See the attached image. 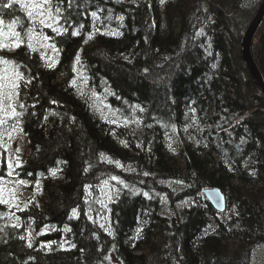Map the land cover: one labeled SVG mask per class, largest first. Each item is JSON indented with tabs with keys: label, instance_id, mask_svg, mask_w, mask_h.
Here are the masks:
<instances>
[{
	"label": "trees",
	"instance_id": "trees-1",
	"mask_svg": "<svg viewBox=\"0 0 264 264\" xmlns=\"http://www.w3.org/2000/svg\"><path fill=\"white\" fill-rule=\"evenodd\" d=\"M52 1L50 62L34 47L43 26L32 12L0 0V24L20 43L0 52L19 76L29 139L18 174L41 185L21 208L0 199V264H255L264 95L241 52L264 0ZM211 188L226 194V212Z\"/></svg>",
	"mask_w": 264,
	"mask_h": 264
},
{
	"label": "rangeland",
	"instance_id": "rangeland-1",
	"mask_svg": "<svg viewBox=\"0 0 264 264\" xmlns=\"http://www.w3.org/2000/svg\"><path fill=\"white\" fill-rule=\"evenodd\" d=\"M22 3L43 26L41 31L32 33L34 47L38 49L41 57L50 62L58 57L56 48L50 43L45 27H57L59 22L58 10L52 0H22ZM19 38L14 28H7L0 24V52L4 49L13 50L19 46ZM19 76L2 56H0V168L3 159L6 176L0 175V199L12 202L18 208L23 207L34 197L41 194V185L24 181L18 174L21 158H26L28 137L24 133V118L20 112L17 100V87ZM75 86L79 90L85 88L84 75L81 72L75 79ZM98 108L109 115V109L104 98L98 99ZM1 174V171H0ZM59 177L58 172H54ZM113 190L110 186L105 188V195L109 196ZM23 205V206H22ZM255 264H264V255L256 257Z\"/></svg>",
	"mask_w": 264,
	"mask_h": 264
},
{
	"label": "water",
	"instance_id": "water-1",
	"mask_svg": "<svg viewBox=\"0 0 264 264\" xmlns=\"http://www.w3.org/2000/svg\"><path fill=\"white\" fill-rule=\"evenodd\" d=\"M263 21H264V1H262V4L259 7L257 13H255V17L253 21L247 27L245 35L242 39L243 41H242L241 53L243 56V60L245 61V65H247V68L251 75L250 77H252L258 88L261 89L264 94V76L252 52L253 43L255 41L254 39L256 38V34L260 28L259 26H261ZM205 195L215 210H217L218 212L227 211V207H228V201H226L227 196L221 189L218 188L206 189Z\"/></svg>",
	"mask_w": 264,
	"mask_h": 264
},
{
	"label": "snow or ice",
	"instance_id": "snow-or-ice-1",
	"mask_svg": "<svg viewBox=\"0 0 264 264\" xmlns=\"http://www.w3.org/2000/svg\"><path fill=\"white\" fill-rule=\"evenodd\" d=\"M3 8H11L12 7V0H9V3H5L2 5ZM30 246V245H29Z\"/></svg>",
	"mask_w": 264,
	"mask_h": 264
},
{
	"label": "bare ground",
	"instance_id": "bare-ground-1",
	"mask_svg": "<svg viewBox=\"0 0 264 264\" xmlns=\"http://www.w3.org/2000/svg\"><path fill=\"white\" fill-rule=\"evenodd\" d=\"M245 35V34H244ZM243 41V40H242ZM254 44V43H253ZM243 57V56H242ZM244 61V60H243ZM245 62V61H244ZM245 65V64H244ZM247 66V65H246ZM248 69V68H247ZM249 71V70H248ZM250 74V73H249ZM251 76V75H250ZM252 78V77H251ZM254 81V80H253ZM262 91V90H261ZM263 93V92H262ZM264 95V94H263ZM246 117V116H245ZM244 119V117H242L241 119L237 120V123L241 122Z\"/></svg>",
	"mask_w": 264,
	"mask_h": 264
}]
</instances>
